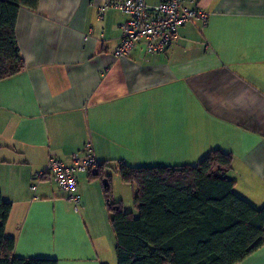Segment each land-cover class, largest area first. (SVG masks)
<instances>
[{"label":"crops","instance_id":"crops-1","mask_svg":"<svg viewBox=\"0 0 264 264\" xmlns=\"http://www.w3.org/2000/svg\"><path fill=\"white\" fill-rule=\"evenodd\" d=\"M103 1L19 9L24 68L0 80V194L11 204L5 233L17 257L108 264L90 231L96 213L107 218L103 180L77 173L75 211L60 187L38 177L49 158L69 163L87 141L114 182L118 162L195 166L219 149L232 157L235 193L264 206V0H186L209 13L205 27L183 25L164 53L138 44L119 58L124 16L98 18ZM236 264H264V243Z\"/></svg>","mask_w":264,"mask_h":264},{"label":"trees","instance_id":"trees-1","mask_svg":"<svg viewBox=\"0 0 264 264\" xmlns=\"http://www.w3.org/2000/svg\"><path fill=\"white\" fill-rule=\"evenodd\" d=\"M38 2L0 0V80L24 68L15 22L20 8L36 10ZM231 162V155L219 149L195 166L130 167L118 162L120 181L135 187L136 216L113 199L105 163L89 170L103 180L117 264H236L259 248L264 243V206L255 207L235 193V181L228 176ZM10 211L11 204L0 194V264H57L53 258L13 254L15 239L5 233Z\"/></svg>","mask_w":264,"mask_h":264},{"label":"built area","instance_id":"built-area-1","mask_svg":"<svg viewBox=\"0 0 264 264\" xmlns=\"http://www.w3.org/2000/svg\"><path fill=\"white\" fill-rule=\"evenodd\" d=\"M107 10H117L124 16L119 26L120 40L113 50L117 58L129 56L138 44H143L149 55L164 53L177 39L183 25L198 22L205 27L209 21L208 12L200 7L187 6L186 0H161L156 5H149L145 0H104L98 6V18H102ZM102 35L101 31L99 37L102 38ZM84 148L82 155L72 154L69 163L49 158L46 171L38 174V177L47 175L60 187L75 211L80 206L77 173L94 170L100 164L93 155L90 141L85 143ZM31 189L34 190L35 185Z\"/></svg>","mask_w":264,"mask_h":264},{"label":"rangeland","instance_id":"rangeland-1","mask_svg":"<svg viewBox=\"0 0 264 264\" xmlns=\"http://www.w3.org/2000/svg\"><path fill=\"white\" fill-rule=\"evenodd\" d=\"M110 174H112L110 172ZM118 181H111L112 186V196L114 198H118L122 202V206L124 210L130 211L137 215V210L134 208L133 204V195L135 194V187L129 184H125L120 181L117 177ZM72 207V205H71ZM106 217L104 221L101 223V218L96 213V221L97 225H90L91 236L98 245V248L104 253V259L108 264H117L116 255H115V235L111 228L110 220V212L107 210Z\"/></svg>","mask_w":264,"mask_h":264}]
</instances>
